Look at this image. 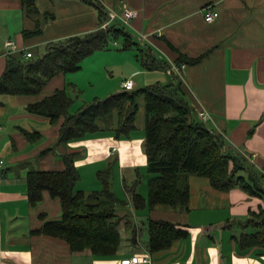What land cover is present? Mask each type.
Segmentation results:
<instances>
[{
  "label": "crops",
  "instance_id": "1",
  "mask_svg": "<svg viewBox=\"0 0 264 264\" xmlns=\"http://www.w3.org/2000/svg\"><path fill=\"white\" fill-rule=\"evenodd\" d=\"M98 2L106 13L123 6L136 11L127 32L135 41L146 35L141 43L158 61L175 64L178 54L200 58L183 71L182 90L188 104L196 113L210 115L206 127L223 137L229 152L246 157L251 169L239 170L238 175L259 172L264 164V0ZM35 6L38 12L29 14L20 0H0V76L10 56L30 52L34 57L44 48L43 55L52 42L100 28L97 9L82 0H35ZM207 6L213 12L212 22L205 21ZM34 31L39 32L31 35ZM7 41L14 44L10 53L5 48ZM77 73L56 75L37 96L0 95V264H119L122 258L150 253L149 220L187 231L185 238L173 241L169 248L150 253L152 264H264L263 247L239 246L242 235L254 233L245 222L251 212L264 208V198L237 187L216 190L207 178L189 175L187 210L149 209L144 186H138L136 192L145 207H134L125 185L131 186L147 167L144 109L138 121L136 115V129L128 137L115 136L116 119L112 117V129L65 143L59 141L62 118L52 124L28 112L29 104L64 90L72 99L68 111L75 114L87 104L78 103L81 84ZM160 73L168 78L165 72L146 71L140 64L131 75H136L138 86H147L159 82L155 78ZM66 155L72 156L79 175L75 190L85 195L98 192L100 186L95 180L82 183V168H92V176L107 168L112 171L111 191L120 202L113 209L119 245L112 256L97 257L88 250L72 252L61 240L32 233L44 222L60 220L62 210L59 200L48 193L31 206L27 175L63 170Z\"/></svg>",
  "mask_w": 264,
  "mask_h": 264
},
{
  "label": "trees",
  "instance_id": "2",
  "mask_svg": "<svg viewBox=\"0 0 264 264\" xmlns=\"http://www.w3.org/2000/svg\"><path fill=\"white\" fill-rule=\"evenodd\" d=\"M98 11L99 24L107 20V14L98 0H82ZM29 14L37 13L35 0H20ZM34 31L31 33H37ZM30 33H24L28 36ZM121 40V49L136 48L137 60L146 71L159 70L166 73L168 65L158 61L146 44L135 41L127 27L113 23L108 29L98 28L84 35L72 36L47 45L39 57L24 59L10 56L0 76V95L37 96L56 75L75 73L85 58L108 47L110 41ZM198 59L178 54L175 64L194 65ZM142 103L145 122L144 151L147 172V206H166L187 210L189 190L187 177L196 175L207 178L210 185L220 191L238 187L250 196L264 198V176L255 170L240 176L239 170L251 169L244 155L233 154L225 148L223 137L206 127L190 107L182 90V80L168 75L167 83L156 82L137 90L112 94L105 99L95 98L75 114L69 113L72 99L64 90L29 104V113L47 118L59 128L61 143L80 139L86 135L112 129V117L116 119L115 136L128 137L136 129L135 117ZM110 122V123H109ZM109 123V124H108ZM61 171H32L27 175V199L36 206L48 193L58 199L62 217L58 221L44 222L32 233L42 234L65 242L72 252L90 251L97 257L114 255L119 245L115 216L104 211L101 200L106 199L112 207L119 200L111 191V170L97 173L102 184L101 191L85 195L75 190L79 175L72 156H64ZM183 181V188L179 183ZM139 177L125 192L136 209L144 208V199L136 192ZM245 225L253 227L254 233L239 238L241 249L264 248V208L251 212ZM150 253L170 247L175 240L185 238L187 231L165 222L149 220L147 224Z\"/></svg>",
  "mask_w": 264,
  "mask_h": 264
},
{
  "label": "rangeland",
  "instance_id": "3",
  "mask_svg": "<svg viewBox=\"0 0 264 264\" xmlns=\"http://www.w3.org/2000/svg\"><path fill=\"white\" fill-rule=\"evenodd\" d=\"M117 12L120 13L121 9L118 10ZM114 42L117 43L116 46L114 45ZM120 42L121 40L110 41L108 43L107 48H105L102 51L93 53L92 55L85 58L81 63L82 67L78 71L76 76L77 81H79V83L81 84L80 85L81 92L78 94V98H77L79 106L81 105V102L85 101L86 103H89L95 98L102 100L112 94L118 93L117 91L121 90L120 82L130 77L136 83V86L134 87L133 90H137L144 87V85L138 86L137 84L138 79L136 75H131L132 70L140 65L139 61L135 57L137 54L136 48L133 47L131 49L122 50ZM39 50L40 52L36 54L34 58L39 57L41 53L44 51V48ZM157 76H159L160 78L156 77L155 79H161L158 80L160 83H167L168 78L165 75H162L160 73L157 74ZM155 79L153 81H156ZM116 86L118 87V90H116ZM77 106L78 104L73 109L71 108L70 111L74 113L75 110L77 109ZM142 112H143V108L142 106H140L137 113V118ZM138 120L139 118L137 119V121ZM92 171H94L92 170V168L91 169L82 168L81 170L83 176L82 183H88L90 180H95L98 182L100 186L98 191H101L102 189L101 182L97 179V176L95 174L96 172H93L94 176H92ZM149 177H151V174L147 172V167L145 166V168H143V172L140 173L138 186L139 187L144 186L147 188V180L149 179ZM111 178H112V171H111ZM179 187L180 189L184 187L182 180L179 183ZM101 202H102L101 206L104 211L109 212L114 209V207H112V203L108 202L106 199H102ZM126 220L129 219L126 218Z\"/></svg>",
  "mask_w": 264,
  "mask_h": 264
},
{
  "label": "built area",
  "instance_id": "4",
  "mask_svg": "<svg viewBox=\"0 0 264 264\" xmlns=\"http://www.w3.org/2000/svg\"><path fill=\"white\" fill-rule=\"evenodd\" d=\"M205 13V21L206 22H212L213 21V12L211 11L210 7L207 6L204 8ZM137 16V12L134 10H131L127 8L126 6L121 7V12L117 11H110L107 12V20H105L101 26L100 29H108L113 23H118L122 26L128 27L129 22L133 20ZM140 43L145 40L146 36L141 35L139 37ZM114 45L116 46L117 43L114 42ZM5 48L8 53L14 49V44L12 41H7L5 43ZM32 54L30 52H24L22 55V58L24 59H30L32 58ZM185 65H177V64H169L168 68L166 70L167 75H175L178 76L180 79L183 77V71H184ZM121 89L124 91H131L134 89V81L129 78L124 80L121 83ZM197 118L202 123H207L210 119V115L204 111L197 112L196 113ZM114 151V150H113ZM3 161L0 160V167L2 166ZM259 172L264 176V164L259 168ZM119 264H152V258L148 251L143 252L139 255H133L129 257L122 258L119 262Z\"/></svg>",
  "mask_w": 264,
  "mask_h": 264
}]
</instances>
